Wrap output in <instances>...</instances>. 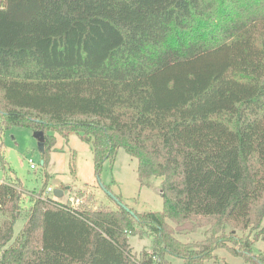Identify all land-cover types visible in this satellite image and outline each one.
Returning <instances> with one entry per match:
<instances>
[{"label": "trees", "instance_id": "1", "mask_svg": "<svg viewBox=\"0 0 264 264\" xmlns=\"http://www.w3.org/2000/svg\"><path fill=\"white\" fill-rule=\"evenodd\" d=\"M0 119L43 134V165L55 135H77L97 177L123 149L141 186L162 179L160 212L42 189L14 240L22 194L0 184V264H204L218 249L264 264L250 256L264 241V0H0ZM137 225L154 236L140 256Z\"/></svg>", "mask_w": 264, "mask_h": 264}, {"label": "rangeland", "instance_id": "2", "mask_svg": "<svg viewBox=\"0 0 264 264\" xmlns=\"http://www.w3.org/2000/svg\"><path fill=\"white\" fill-rule=\"evenodd\" d=\"M1 121V119H0ZM0 155L4 169L0 165V183L15 184L21 195V211L14 225V240L22 229V223L28 218L29 197L38 194L42 189L51 187L63 192L57 199L62 203L78 198L82 208L108 207L119 208L115 198L120 199L128 209L137 213L160 212L162 196L160 192L161 178H146L141 186L137 178V160L130 157L123 149H119L112 158L101 166L97 177L94 173L93 154L90 145L80 140L77 135L64 139L55 135V143L48 152L45 165L40 148V138L31 129L13 126L0 130ZM34 168H31L30 165ZM42 193L44 197L47 195ZM79 206V207H80ZM8 218L0 211V225ZM264 225V220L261 226ZM208 227H201L196 232H181L175 238L182 244H192L205 239ZM231 228H226L229 233ZM257 230L246 231L253 239ZM236 236L242 237V232L236 230ZM128 243L131 253L140 256L145 251H151L154 236L146 228L137 225L133 232H128ZM236 249L238 246L235 247ZM264 254V241L260 238L253 244L250 256ZM217 261H206L204 264H218L222 261L228 264H248L241 257H235L224 249L214 251ZM171 264H182L174 257L168 256Z\"/></svg>", "mask_w": 264, "mask_h": 264}, {"label": "water", "instance_id": "3", "mask_svg": "<svg viewBox=\"0 0 264 264\" xmlns=\"http://www.w3.org/2000/svg\"><path fill=\"white\" fill-rule=\"evenodd\" d=\"M36 134L40 138V145H41V142L43 141V134L41 132H36ZM62 195H63V192L61 190L56 189L53 192V197L55 199H59ZM115 201H117L118 205L121 206L123 209H125L126 211H129V209L127 207H125L122 203H120V201H118L117 198H115ZM130 213L132 214V212H130Z\"/></svg>", "mask_w": 264, "mask_h": 264}, {"label": "built area", "instance_id": "4", "mask_svg": "<svg viewBox=\"0 0 264 264\" xmlns=\"http://www.w3.org/2000/svg\"><path fill=\"white\" fill-rule=\"evenodd\" d=\"M30 167L31 168H34V166L31 164L30 165ZM53 189L51 188V187H47L46 188V191H45V195H48V194H53ZM81 202H82V200L81 199H78V198H76V199H74L73 201H71V204L70 205H72V206H79L80 204H81Z\"/></svg>", "mask_w": 264, "mask_h": 264}, {"label": "crops", "instance_id": "5", "mask_svg": "<svg viewBox=\"0 0 264 264\" xmlns=\"http://www.w3.org/2000/svg\"><path fill=\"white\" fill-rule=\"evenodd\" d=\"M0 184H2V182H1ZM96 208H97V207H96ZM25 222H26V221H24L22 224L24 225ZM16 223H17V222H16ZM16 223H15V225H16ZM23 225H22V226H23ZM14 227H15V226H14ZM13 229H14V228H13Z\"/></svg>", "mask_w": 264, "mask_h": 264}]
</instances>
